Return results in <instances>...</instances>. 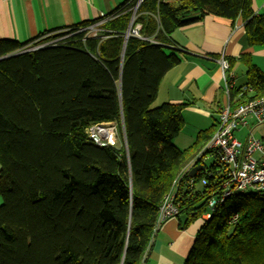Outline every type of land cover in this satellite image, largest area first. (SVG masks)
Returning <instances> with one entry per match:
<instances>
[{"label":"trees","instance_id":"obj_1","mask_svg":"<svg viewBox=\"0 0 264 264\" xmlns=\"http://www.w3.org/2000/svg\"><path fill=\"white\" fill-rule=\"evenodd\" d=\"M137 2L24 44L0 40V264H142L162 201L216 128L180 149L186 105L151 108L180 63L171 34L208 15L240 19L247 46L264 47V15L251 0H143L134 14ZM135 25L141 38H126ZM93 26L98 35L87 37ZM238 61L248 91H231L232 107L264 96V73L248 54ZM92 125L117 126L126 148L93 144ZM212 160L192 179L204 186L189 188L185 174L177 188L179 227L198 226L184 264H264V192L234 193L201 219L220 194Z\"/></svg>","mask_w":264,"mask_h":264},{"label":"crops","instance_id":"obj_2","mask_svg":"<svg viewBox=\"0 0 264 264\" xmlns=\"http://www.w3.org/2000/svg\"><path fill=\"white\" fill-rule=\"evenodd\" d=\"M125 1L0 0V40L24 44L46 31L99 21ZM162 1L175 4L178 0ZM251 7L255 15H264V0H251ZM196 17L191 15L189 19ZM170 41L177 47L175 51L180 55V63L162 78L153 106L186 105L181 111L183 128L179 134L186 137V146L180 149H186L201 131L216 125L219 111L227 105L218 60L223 57L227 62L232 61L231 66L228 64L233 75V90L240 89L246 86V70L238 61L239 57L248 54L251 63L264 73V47L247 46L240 19L232 23L211 15L175 30ZM238 74L244 79L239 84L236 81ZM201 118L212 121L207 127L200 122L190 123ZM257 126L249 122L235 133V137L244 140L249 131L252 134L257 131L256 138L264 143V124L258 129ZM180 222V218H171L159 226L142 264H184L198 226L181 229Z\"/></svg>","mask_w":264,"mask_h":264},{"label":"built area","instance_id":"obj_3","mask_svg":"<svg viewBox=\"0 0 264 264\" xmlns=\"http://www.w3.org/2000/svg\"><path fill=\"white\" fill-rule=\"evenodd\" d=\"M143 0H138L133 13L135 14L138 6ZM134 14L132 21L134 19ZM91 27L88 28L90 30ZM92 29V28H91ZM139 25L130 27L128 37H138ZM81 30L80 32L84 31ZM60 39L51 41L45 45L37 47H25L20 53H30L39 48L56 44ZM50 44V45H49ZM223 78V93L227 99L225 105L218 113L216 128L212 136L206 142V146L200 151L194 163L185 166L173 183V187L162 201L156 221L155 231L159 226L171 218L179 215L180 207L175 202L174 197L177 193V186L185 176L188 175L190 182H185L187 186H192V178L189 172L196 167L195 165L213 164V156L216 157V164L219 165L216 174H220V186L217 197H213L207 204L208 212L202 215L203 221L211 218V212L221 205L227 198L234 193L242 192H264V143L256 138L252 131H249L244 140L235 137L239 129L246 127L249 122L252 125L264 124V96L247 101L244 104L232 107L230 105V93L233 91V75L227 60L221 57L218 60ZM241 93L247 92L246 87L240 88ZM89 140L99 147L119 148L124 145V132L119 131L117 126L92 125L86 130ZM208 152V153H207ZM212 153V156L209 155ZM204 168V166H203ZM204 171V170H203ZM214 175L210 174L209 176ZM206 180H201V185H205Z\"/></svg>","mask_w":264,"mask_h":264},{"label":"rangeland","instance_id":"obj_4","mask_svg":"<svg viewBox=\"0 0 264 264\" xmlns=\"http://www.w3.org/2000/svg\"><path fill=\"white\" fill-rule=\"evenodd\" d=\"M92 28V29H91ZM90 28V30H89V32L87 33V37H96L97 35H98V29H96L94 26L93 27H91ZM67 36V35H66ZM65 38V36L64 37H62L60 40H63ZM57 40V39H56ZM59 40V41H60ZM52 41H55V40H52ZM59 41L58 42H55V43H59ZM47 43H51V41L50 42H46V43H44V44H41V45H45V44H47ZM40 45V46H41ZM50 45V44H49ZM37 46H39V45H37L36 43H31V44H29V47H37ZM236 81H237V84H239V83H241V82H243L244 81V79H242L241 78V75L240 74H238V76H237V79H236ZM151 108H154V106L152 105V107ZM211 119H204V118H201V119H198L197 121H191L190 123L191 124H197V122H200L201 124H203V125H206V127L207 126H209V123H211ZM258 127L260 128V127H262V126H257L256 128L258 129ZM257 132V131H256ZM253 133V135L256 137L257 136V133ZM185 142H186V137L183 135V134H181V136H179L176 140H174V145H176L178 148H184V146H186L185 145ZM121 143V142H120ZM118 144V147H120V145L121 144ZM206 146V143H205V145L202 147V149L200 150V151H202L203 149H204V147ZM200 151L198 152V154H196L193 158H191L188 162H187V164H186V166L187 165H189L191 162L192 163H194V161L198 158V156H199V153H200ZM195 166H199V165H195ZM199 172H201V171H199ZM199 172H197L196 173V175L199 173ZM196 175H195V177H196ZM194 178V177H193ZM192 178V179H193ZM201 184V183H200ZM200 184L199 183H197V184H194V185H192L191 186V189L193 188V189H195L196 187H198V186H200ZM178 186L181 188V184L179 183L178 184ZM178 186H177V188H178ZM174 199L176 200L177 199V197L175 196L174 197ZM0 204H1V201H0ZM179 218H180V220L181 221H183L184 220V216L183 215H180L179 216ZM201 219H202V216H201ZM203 220V219H202Z\"/></svg>","mask_w":264,"mask_h":264},{"label":"water","instance_id":"obj_5","mask_svg":"<svg viewBox=\"0 0 264 264\" xmlns=\"http://www.w3.org/2000/svg\"><path fill=\"white\" fill-rule=\"evenodd\" d=\"M129 30H130V27H129L128 31L126 32V34H125V37H126V38L128 37ZM4 58H6V57H4ZM4 58H0V60H2V59H4ZM122 128H123V125H122ZM123 131H124V130H123ZM124 146H125V148H126L125 139H124ZM203 170H204L203 166H201V165L196 166V167H194V168L189 172V177H190V178H193V177H195V175H196L197 172H199V171H203Z\"/></svg>","mask_w":264,"mask_h":264}]
</instances>
